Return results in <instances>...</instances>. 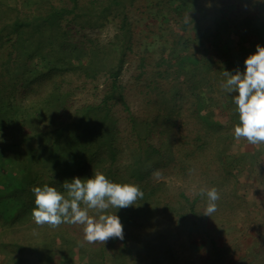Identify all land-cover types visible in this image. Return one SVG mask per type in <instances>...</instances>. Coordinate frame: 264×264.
<instances>
[{
    "label": "rangeland",
    "instance_id": "1",
    "mask_svg": "<svg viewBox=\"0 0 264 264\" xmlns=\"http://www.w3.org/2000/svg\"><path fill=\"white\" fill-rule=\"evenodd\" d=\"M8 1L11 6L17 5L24 9L28 0ZM247 3L248 1L241 2L243 5ZM176 5L183 14L182 21L178 24H175L179 18L174 10ZM160 6H164L166 12L169 8L172 9L164 24L159 22L163 21L162 17L156 16ZM222 11L227 12L226 7L222 6V0H139L130 8L134 48L126 55L119 77V81L125 85L130 111L125 110L122 104L114 106L120 121V137H123L118 162L127 165L132 160L130 149L136 144V138L131 135L130 116L133 114L140 121L153 124L154 131L148 140L157 146L163 145L167 151L164 160L149 168L148 180L152 183L165 182L162 198L179 205L178 210L187 213L190 220L178 225L174 214L161 204L155 205L153 199L150 201L151 196L130 206L138 212L133 217L131 211L126 213L121 209L110 208L108 214H117L124 230L129 226L136 229L134 233L149 229L153 236L144 239L153 245V251L162 250V253L159 251L158 255L154 254L152 250L144 249L143 245L134 243L133 240L139 238L136 237L128 240L133 246V254L124 249L116 257L111 251L105 257L106 264H156L155 261L161 259L160 264H264V178L259 176L257 168L245 169L239 156L242 140H236L233 133L234 127L239 123V114L234 101L230 100L236 94L228 92L230 98L225 102L227 97L222 95V85L226 83V79L218 82V73L214 69L210 73L212 81L208 82L218 85L210 87L205 83V90H201L194 79L179 72L183 68L189 71L195 67L199 56L206 64L212 60L216 64L212 61L209 64L219 67L223 73L230 72L214 51L213 20L216 16L221 17ZM228 15L233 16L234 13L230 12ZM185 23V35L189 40L174 45L183 33L181 24ZM74 28L77 30L76 38H96L101 43L114 40L118 32L116 22H108L100 28H80L79 25ZM188 55H194L197 59L190 60ZM4 56L5 50L0 48V61ZM182 57L186 61L183 62ZM168 68L170 74H164ZM43 79L45 80H39L32 86L21 87L18 100L27 103L31 98H43L56 80L64 88L71 90L68 107L74 111L82 105L100 103L111 84L109 75L90 79L71 69L53 72ZM175 83L180 87L177 90L179 92H170L169 89ZM217 88L221 89L220 92ZM176 93L177 106L172 114L173 123L167 119V115H170L167 112L171 107L163 105L161 101ZM213 123L221 124V128L212 125ZM156 170L161 172L160 179L153 177ZM212 187L218 189L221 199L218 201L217 212L211 217H204L201 215L206 208L207 199L200 196L199 192L202 188ZM182 191L192 200L198 199L195 206L200 211L198 219L191 214L190 206L180 196ZM0 199L1 208L6 209L3 212L8 213L11 203L4 196ZM257 206L258 208L250 211ZM89 213L96 215L94 210H89ZM3 216L5 218L0 219V248L6 253L0 259V264H93L102 260L99 252L90 249L95 247L84 248L87 251L82 255L76 254V251L71 252L67 258L62 253L41 254L34 248L37 241L27 237L24 242L26 245L32 244V249L5 246L7 242L29 236L43 227L50 230L68 227L72 233H81L83 240L84 233L82 225L64 223L52 228L48 225H36L32 217L11 223L7 220L8 214L7 217ZM195 219H201L200 223L193 222ZM159 232L164 236V242L155 238ZM115 241L116 239H110L105 244L114 246ZM215 242L220 247H215ZM122 243L117 239V248ZM94 244L96 246L100 243Z\"/></svg>",
    "mask_w": 264,
    "mask_h": 264
},
{
    "label": "trees",
    "instance_id": "2",
    "mask_svg": "<svg viewBox=\"0 0 264 264\" xmlns=\"http://www.w3.org/2000/svg\"><path fill=\"white\" fill-rule=\"evenodd\" d=\"M138 1L28 0L24 9H21L17 5L11 6L8 0H0V48L5 50V56L0 61V197L7 198L12 205L8 213H4L6 209L0 206V219L5 218L3 214L6 217L8 214L7 220L11 223L31 218L35 207L32 189L36 186L48 184L66 194L63 188L65 181L75 177L91 178L94 172L101 171L113 182L139 185L145 194L144 198L151 196L150 201L153 199L155 205L161 204L170 210L177 218L178 225L189 222L187 213L178 210L179 205L162 198L165 182L152 183L148 180L149 168L164 160L167 151L163 145L157 146L148 140L154 131L153 124L140 121L133 114L130 116L131 135L136 138V144L130 149L132 160L127 165L118 162L123 137H120V121L114 106L122 104L125 110L130 111L125 85L119 81V77L126 55L134 48L130 8ZM174 10L179 16L175 24L181 23L183 14L179 6L176 5ZM171 11L169 8L166 12L164 6L157 9L156 16L163 20H159L161 24H164ZM108 22L118 25L115 39L108 43H101L96 38L75 37V25L80 28H100ZM186 24H181L184 30L174 45L189 40L185 35ZM187 57L190 60L196 58L194 55ZM198 58L195 67L189 71L183 68L179 72L194 79L201 90H205V83L210 87L218 85L208 82L212 81V69L218 73V82L227 79L219 67L209 64L212 60L206 64L200 56ZM181 60L184 62L185 58ZM70 69L90 79L100 75L111 77L107 94L100 103H89L72 111L68 107L71 90L56 80L43 98H31L27 103L18 100L21 87L45 80L43 78L53 72ZM167 70L164 74H170L169 68ZM179 88L175 83L169 91L179 92ZM216 90L220 92L221 89ZM223 92L222 95L227 97L224 100L228 102V92ZM176 96L177 93L161 101L163 105L171 107L167 119L173 123ZM230 100L233 101L232 98ZM212 125L221 128V124ZM180 196L190 206L191 214L198 219L200 211L195 208L198 199L192 200L185 191ZM121 211H131L132 217L138 215L132 207ZM203 213L201 216H204ZM196 219L193 222L201 220ZM134 230L132 226L124 230V239L121 240L123 245L118 248L117 239L114 246L109 243L95 246L85 242L81 233H72L68 227L59 230L43 227L29 236L7 242L5 246L32 249V244L26 245L24 242L27 237L37 241L34 248L41 254L62 253L66 258L71 252L82 255L87 251L84 248L95 247L90 249L99 252L102 260L93 264H106L105 257L111 251L116 257L124 249L132 253L134 249L128 240L139 237L133 242L152 250L154 254L158 255L159 251L162 253V250L153 251V245L144 239L153 236L149 229L137 230V233ZM155 238L163 241L164 236L159 232ZM215 247L220 246L215 242ZM161 260L155 261L156 264H160Z\"/></svg>",
    "mask_w": 264,
    "mask_h": 264
},
{
    "label": "clouds",
    "instance_id": "3",
    "mask_svg": "<svg viewBox=\"0 0 264 264\" xmlns=\"http://www.w3.org/2000/svg\"><path fill=\"white\" fill-rule=\"evenodd\" d=\"M244 64L243 72L224 71L227 79L222 85L225 91L236 94L233 101L239 123L233 129L234 138L246 139L252 145L264 144V46L257 45L256 52L249 55ZM153 177L160 179L161 172L156 170ZM63 188L66 194L48 184L34 187L32 219L38 226L52 228L64 223L82 225L84 241L89 244L123 240L121 218L117 214H108V210L134 206L145 195L139 185L113 182L101 172H94L91 178L75 177L65 181ZM199 195L207 199L203 215L211 217L218 210L220 192L215 187L202 188ZM89 210H94L96 215H90Z\"/></svg>",
    "mask_w": 264,
    "mask_h": 264
},
{
    "label": "crops",
    "instance_id": "4",
    "mask_svg": "<svg viewBox=\"0 0 264 264\" xmlns=\"http://www.w3.org/2000/svg\"><path fill=\"white\" fill-rule=\"evenodd\" d=\"M243 1H248L247 7L241 4ZM241 2L222 0V6L226 7L227 12L222 11L221 17H214L213 23H215L212 29L215 38L214 51L219 60L221 58L224 65L226 64L228 67L226 69L234 74L237 70L241 72L245 70L244 61L256 52L257 45L264 46V0ZM230 12L234 15L229 16ZM241 140L239 156L244 162L243 166L245 169L257 168L260 172L259 176L264 178V144L245 145L248 143L247 140L243 138ZM254 208L258 206L252 207L250 211L252 212ZM5 253L0 248V259Z\"/></svg>",
    "mask_w": 264,
    "mask_h": 264
}]
</instances>
